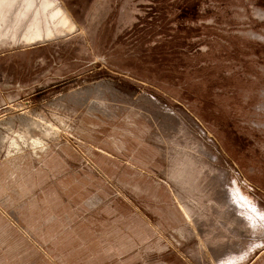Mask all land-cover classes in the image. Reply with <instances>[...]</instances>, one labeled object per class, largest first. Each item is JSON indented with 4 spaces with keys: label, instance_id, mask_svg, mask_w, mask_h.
I'll use <instances>...</instances> for the list:
<instances>
[{
    "label": "rangeland",
    "instance_id": "obj_1",
    "mask_svg": "<svg viewBox=\"0 0 264 264\" xmlns=\"http://www.w3.org/2000/svg\"><path fill=\"white\" fill-rule=\"evenodd\" d=\"M40 1L76 30L0 33V264H264V0Z\"/></svg>",
    "mask_w": 264,
    "mask_h": 264
},
{
    "label": "bare ground",
    "instance_id": "obj_2",
    "mask_svg": "<svg viewBox=\"0 0 264 264\" xmlns=\"http://www.w3.org/2000/svg\"><path fill=\"white\" fill-rule=\"evenodd\" d=\"M41 12L42 16L38 15L31 0H0V33L15 32L17 37L12 38V44L34 45L65 38L76 30L75 22L64 8L58 7L44 16Z\"/></svg>",
    "mask_w": 264,
    "mask_h": 264
}]
</instances>
